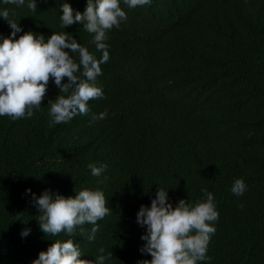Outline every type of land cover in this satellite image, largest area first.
Segmentation results:
<instances>
[{"label":"trees","instance_id":"1","mask_svg":"<svg viewBox=\"0 0 264 264\" xmlns=\"http://www.w3.org/2000/svg\"><path fill=\"white\" fill-rule=\"evenodd\" d=\"M63 2L0 7L14 10L24 31L46 38L68 31L101 56L83 24L62 26ZM69 2L83 11L87 0ZM121 7L127 18L108 30L110 58L97 77L104 95L88 101L87 114L54 122L48 100L60 90L50 78L32 117L0 116V264H31L68 238L43 232L28 187L65 195L103 189L110 211L94 238L90 223L72 234L82 258L104 248L112 253L105 264L151 259L139 250L145 228L136 214L158 184L169 187L174 206L199 200L203 187L215 194L212 259L198 264H264V0H152L135 8L121 0ZM10 32L0 17V33ZM104 110L106 117L90 122ZM89 162L107 167L95 176ZM237 177L248 185L242 196L231 191ZM24 227L31 228L26 237Z\"/></svg>","mask_w":264,"mask_h":264},{"label":"clouds","instance_id":"2","mask_svg":"<svg viewBox=\"0 0 264 264\" xmlns=\"http://www.w3.org/2000/svg\"><path fill=\"white\" fill-rule=\"evenodd\" d=\"M30 7H36V0H27ZM130 8L148 5L152 0H123ZM23 6L26 0H0V4ZM62 9V26L75 22L83 24L92 33V41L102 51L97 55L81 44L68 31L51 35L24 31L23 26L13 19L14 10L0 7L3 17L11 28L8 35L0 33V116L9 115L13 119L32 117L41 107L50 78L59 88L55 99H49V114L56 123L71 120L78 114L90 111L88 101L104 95L97 77L102 74L101 65L110 58L106 43L108 30L119 27L127 18L121 7V0H87L83 11L75 9L69 0L59 5ZM17 33H22L17 37ZM72 53H78L79 61ZM65 77L67 81L64 82ZM107 116V110L92 114L94 122ZM88 167L95 176L101 175L106 164L89 162ZM248 185L243 177L234 179L231 191L242 196ZM32 202L39 209L38 223L46 234L53 236L61 232L67 239H56L46 250H41L31 264H105L112 253L104 248L94 259L82 258L84 251L72 235L84 232L85 224H92L89 239H93L99 228L97 221L109 213L110 207L103 189L82 188L75 195H65L59 191L45 189L41 194L26 189ZM203 197L197 201L180 198L175 206L169 198V187L158 184L151 203L141 204L137 211V222L145 228L141 235L144 243L142 253H150L151 259L138 260L137 264H198L212 258L207 254L211 234L216 231L212 221L219 219L215 194L207 187L202 188ZM243 206V205H241ZM31 228L21 229L26 237Z\"/></svg>","mask_w":264,"mask_h":264}]
</instances>
